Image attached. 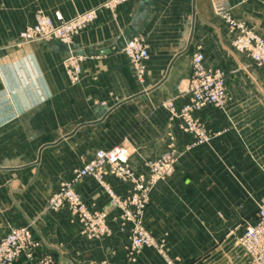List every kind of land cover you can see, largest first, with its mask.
Returning <instances> with one entry per match:
<instances>
[{
	"label": "crops",
	"instance_id": "crops-1",
	"mask_svg": "<svg viewBox=\"0 0 264 264\" xmlns=\"http://www.w3.org/2000/svg\"><path fill=\"white\" fill-rule=\"evenodd\" d=\"M103 1L0 0V236L29 226L37 252L52 254L55 264H249L237 237L264 202V67L232 48L218 0H124L114 9ZM223 1L264 37V0ZM91 7L94 20L70 47L82 56L77 83L67 79V52L57 41L15 45L37 9L67 16ZM119 37L148 46L142 78L121 47L113 50ZM197 50L204 67L229 70L223 107L194 113L213 131L204 143H194L167 107L169 99L187 102ZM117 144L128 149L135 174H147L144 161L170 146L179 154L139 218L155 242L137 250L134 222L93 176L75 189L105 216L107 233L90 236L67 207H48L76 166ZM104 182L120 197L132 191L115 174ZM12 264L29 261L19 256Z\"/></svg>",
	"mask_w": 264,
	"mask_h": 264
},
{
	"label": "built area",
	"instance_id": "built-area-1",
	"mask_svg": "<svg viewBox=\"0 0 264 264\" xmlns=\"http://www.w3.org/2000/svg\"><path fill=\"white\" fill-rule=\"evenodd\" d=\"M216 12L227 22L228 30L234 32L231 44L234 49L245 53L256 67L264 66V37L248 29L244 23L236 22L230 12V7L223 0L215 1ZM91 13H89L90 16ZM48 15L36 16L33 25L26 27L21 33V39H60L65 41V30L69 27L60 25ZM78 17L73 21V26L79 21ZM121 50L130 60L138 78H142L144 61L149 57L147 45L139 38L133 37L125 40ZM203 54L195 52L192 57V73L188 79L185 93L187 102L176 109L172 99L168 100L167 107L172 116L177 117L179 126L183 132L192 135L194 143H202L210 138L208 129L196 118L194 113L202 107L212 105L222 107L226 99V77L225 69H206L202 65ZM82 60L81 55L71 54L64 59V68L70 82L79 81ZM170 150L165 152L161 158L147 159L144 162L150 177L144 179L135 174L127 163L128 150L122 145H114L107 149H97L93 157L74 168V176L70 184L62 186L63 192L57 195L53 203L57 206H66L82 223L84 230L90 236L107 233L105 216L97 211H91L81 199L74 188V183L84 176L96 177L107 189L113 202L125 211V217L134 222L131 233V242L136 247L153 244L155 241L144 229L140 222V215L145 206L151 187L154 182L171 168L175 159L170 158ZM164 156H168L167 160ZM107 168L124 180L133 185V191L121 198L114 194L104 182V169ZM238 240L247 255L249 264H264V202L256 210V219L246 222L238 235ZM39 242L35 239L29 226L12 227L0 236V264H12L19 256H24L29 264H55L54 258L49 253L37 252Z\"/></svg>",
	"mask_w": 264,
	"mask_h": 264
},
{
	"label": "rangeland",
	"instance_id": "rangeland-1",
	"mask_svg": "<svg viewBox=\"0 0 264 264\" xmlns=\"http://www.w3.org/2000/svg\"><path fill=\"white\" fill-rule=\"evenodd\" d=\"M124 2V0H105V1H103L102 3H100V5H104V6H110V8H112V9H114L115 7H117L118 5H120L121 3H123ZM99 5V6H100ZM95 9H96V7H91V8H85V9H83V10H79V11H76V12H72V13H69V14H67V16L65 15H63L62 14V12H60V11H58V10H55L53 13H51V15H49V14H47V13H45L43 10H41V9H37L35 12H34V14H33V22L32 23H30V24H28V25H26L23 29H21L20 31H19V33H18V36H17V41H16V43H15V45L18 47V46H20V45H22V44H25V43H35V42H38V43H40V42H44V41H57L58 43H60L61 45H63L64 47H65V49H66V55H65V57L64 58H66V57H68V56H70L71 54H74L75 53V51L74 50H72L70 47H71V43H72V41H73V38L76 36V35H78L82 30H84V28H86V26L89 24V23H91L93 20H94V18H95ZM45 14V15H48V16H50L51 18H53L56 22H57V18L56 17H58L59 18V20H60V25H63V26H65V28L66 27H69L70 26V28H68L67 30H65V38H66V40L65 41H62V40H60V39H46V40H40V39H32V38H28V39H26V41L25 40H22L21 39V33L24 31V29L26 28V27H29L30 25H33V23H34V20H35V18H36V16H38V15H40V14ZM89 13H91L90 14V16H89ZM78 17H81V21H79V23L77 22L74 26H73V21L75 20V19H77ZM82 61V60H81ZM81 61H80V63H81ZM225 69V68H224ZM226 71H227V73L229 72V70L228 69H225ZM64 71H65V68H64ZM65 74H66V72H65ZM66 76H67V74H66ZM67 79H68V77H67ZM228 79H229V75L227 74V77H226V86H228ZM69 80V79H68ZM70 82V81H69ZM71 84H74V83H72V82H70ZM227 98H228V95H226V99H225V103H226V101H227ZM173 103H174V100H173ZM224 103V104H225ZM174 106H175V104H174ZM183 105H179V106H175V108L176 109H180L181 107H182ZM223 107V106H222ZM168 110H169V108H168ZM169 114H170V117H172V118H176V119H178L177 117H174V116H172V114H171V112L169 111ZM197 118V117H196ZM199 120V119H198ZM212 133H213V131L212 130H208V134L211 136L212 135ZM117 145H122V144H117ZM122 146H124V145H122ZM125 147V146H124ZM126 148V147H125ZM128 150V149H127ZM167 152V151H166ZM165 153V152H164ZM164 153H162L160 156H158V157H156V158H154V159H158V158H161L162 156H163V154ZM169 155H170V158L172 159V161H173V159H175V161L178 159V157H179V154L177 153V150H175L174 148H173V146H170V153H168ZM128 156H129V152H128ZM168 156H164V158L167 160L168 158H167ZM162 159V158H161ZM90 160V159H89ZM89 160H87V161H89ZM147 160V159H146ZM87 161H85V162H87ZM168 161V160H167ZM85 162H83V163H81L80 165H78V166H76V168L77 167H80L82 164H84ZM145 162V161H144ZM127 163H128V159H127ZM175 163V162H174ZM174 163L171 165V168L168 170V171H166V173L165 174H163L162 176L164 177V176H166V175H168L172 170H173V168H174ZM144 164V163H143ZM129 165V164H128ZM130 166V165H129ZM144 167H145V165H144ZM146 168V167H145ZM146 170H147V168H146ZM138 175H140L142 178H144V179H149V177H150V174H149V172H148V170H147V174H144V173H139ZM80 180V179H79ZM78 180V181H79ZM158 180V179H157ZM78 181H76L75 183H74V188H75V185H76V183L78 182ZM70 182H72V177H71V179L70 180H68V181H62L61 183H60V185H59V187H58V189L56 190V191H54L53 193H51L50 194V196L48 197V207L49 208H51V209H54V210H57V209H60V208H62V207H66V206H63V205H61V206H57V205H55L54 203H53V201L56 199L55 197L57 196V195H60L62 192H63V190H62V186L63 185H65V184H70ZM155 184L157 183V181H155L154 182ZM154 184V185H155ZM153 185V186H154ZM153 186L151 187V189L153 188ZM150 189V190H151ZM76 190V189H75ZM77 191V190H76ZM78 192V191H77ZM79 193V192H78ZM79 195H80V193H79ZM118 196V195H117ZM80 197H81V195H80ZM81 199H82V197H81ZM261 204V203H260ZM260 204H258V206L260 205ZM257 206V207H258ZM68 209V208H67ZM69 210V209H68ZM70 211V210H69ZM246 223V222H245ZM244 223V224H245ZM243 227H244V225H243ZM144 229L147 231V233L150 235V236H152L151 235V233L144 227ZM243 229V228H242ZM153 237V236H152ZM238 238V237H237ZM239 241V240H238ZM131 243V245H132V247L131 248H134V249H139L138 247H136L135 246V244H134V241H132V242H130ZM162 246V245H161ZM50 254V253H49ZM52 255V254H51Z\"/></svg>",
	"mask_w": 264,
	"mask_h": 264
},
{
	"label": "bare ground",
	"instance_id": "bare-ground-1",
	"mask_svg": "<svg viewBox=\"0 0 264 264\" xmlns=\"http://www.w3.org/2000/svg\"><path fill=\"white\" fill-rule=\"evenodd\" d=\"M234 19V18H233ZM235 20V19H234ZM236 21V20H235ZM236 22H239V23H243V22H240V21H236ZM246 26V25H245ZM247 27V26H246ZM248 28V27H247ZM249 29V28H248ZM250 30H252V29H250ZM253 31V30H252ZM254 32V31H253ZM256 33V32H255ZM232 39H233V37H234V32H232ZM232 39H231V41H232ZM124 42H125V40H124ZM123 45V44H122ZM231 46H232V44H231ZM122 47V46H121ZM148 47V46H147ZM232 48H233V46H232ZM234 49V48H233ZM234 50H236V49H234ZM148 51H149V48H148ZM197 51H199V50H197ZM196 51V52H197ZM237 51V50H236ZM199 52H201V51H199ZM239 52V51H238ZM124 53V52H123ZM195 53V52H194ZM193 53V54H194ZM202 53V52H201ZM240 53H242V52H240ZM75 55H80V53H74ZM203 54V53H202ZM245 54V53H244ZM149 55H150V52H149ZM246 55V54H245ZM204 56V55H203ZM192 57H193V55H192ZM65 59V58H64ZM63 65H64V60H63ZM202 65H203V58H202ZM133 66V65H132ZM203 67H204V65H203ZM256 67V66H255ZM264 67V66H263ZM134 68V67H133ZM191 68H192V58H191ZM204 68H206V67H204ZM219 68V67H218ZM206 69H212V68H206ZM215 69V68H214ZM220 69H222V68H220ZM143 73H144V71H143ZM191 73H192V70H191ZM142 76H143V74H142ZM190 77V76H189ZM189 79V78H188ZM187 83H188V80H187ZM186 88H187V86H186ZM186 90V89H185ZM226 95H228V90H227V86H226ZM204 142H206V141H204ZM204 142H202V143H204ZM110 148V147H109ZM99 149H107V148H99ZM104 173L106 174V173H110V174H114V173H112V172H109V170L107 169V168H105L104 169ZM116 175V174H115ZM73 176H74V169H73ZM73 176H72V178H73ZM87 176H92V175H87ZM105 176V175H104ZM85 177V176H84ZM94 177V176H93ZM163 176H161V177H159V179L158 180H160L161 178H162ZM83 178V177H82ZM81 178V179H82ZM96 178V177H95ZM97 179V178H96ZM98 180V179H97ZM157 180V181H158ZM101 183V182H100ZM102 184V183H101ZM132 191H133V185H132ZM131 191V192H132ZM129 194V193H128ZM127 194V195H128ZM120 197V196H119ZM121 198H124V197H121ZM13 263V262H12Z\"/></svg>",
	"mask_w": 264,
	"mask_h": 264
},
{
	"label": "water",
	"instance_id": "water-1",
	"mask_svg": "<svg viewBox=\"0 0 264 264\" xmlns=\"http://www.w3.org/2000/svg\"><path fill=\"white\" fill-rule=\"evenodd\" d=\"M123 43H124V38L123 37H119V39L117 40L115 45L112 47L113 50H118L122 46Z\"/></svg>",
	"mask_w": 264,
	"mask_h": 264
}]
</instances>
